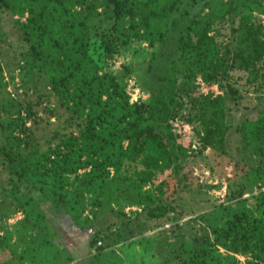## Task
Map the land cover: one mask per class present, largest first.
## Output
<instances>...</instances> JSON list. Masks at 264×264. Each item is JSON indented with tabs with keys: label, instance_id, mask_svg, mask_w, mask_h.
<instances>
[{
	"label": "trees",
	"instance_id": "1",
	"mask_svg": "<svg viewBox=\"0 0 264 264\" xmlns=\"http://www.w3.org/2000/svg\"><path fill=\"white\" fill-rule=\"evenodd\" d=\"M4 12L14 16L19 33V74L32 83L24 101L28 113L51 100L47 112L66 115L58 119L54 145L32 156L19 152L23 137L13 131L15 123L10 128L0 122V161L10 173L6 186L24 217L54 237L42 241L48 257L59 253L55 243L67 248L54 220L68 213L70 227L81 225L86 195L96 207L91 216L117 214L122 209L114 205L121 204L137 206L149 218L167 216L171 188L187 187L186 162L195 142L230 156L247 180L264 183L263 105L256 106L255 118L240 120V144L232 153L228 100L237 102V91L204 94L197 82L229 79L241 69L256 84L255 92H264V25L252 20L256 12L264 14V0H0V21ZM224 27L229 33L222 42ZM133 42L145 43V50L134 49L137 60L126 63L123 53ZM166 44L171 49L164 57ZM44 77L48 92L39 89ZM138 88L146 98L132 101ZM185 101L188 113H182ZM229 222L216 241L174 243L175 253L176 247L185 253L139 264H219L221 237L250 252L255 258L249 264H262L264 207L260 215L234 213ZM104 224L89 236L91 257L99 262L92 264L113 263L104 259L101 238L114 222Z\"/></svg>",
	"mask_w": 264,
	"mask_h": 264
},
{
	"label": "rangeland",
	"instance_id": "2",
	"mask_svg": "<svg viewBox=\"0 0 264 264\" xmlns=\"http://www.w3.org/2000/svg\"><path fill=\"white\" fill-rule=\"evenodd\" d=\"M252 20L264 25V14L256 12ZM228 33L229 27L222 28L221 34L218 35L219 39L222 42L226 41ZM19 43L14 16L4 12L0 21V122H8L10 128L15 123L16 129L13 131L23 137L18 147L19 152L25 156H32L37 150L41 151L54 145V135L61 131L58 127L60 123L58 119L66 115H52L47 112L44 107L46 103L51 104V100L45 101L43 106H36L35 113L34 111L31 115L28 113L24 101L29 98L27 96L32 91V83L22 80L19 74L18 51L19 48L21 49ZM145 46V43L133 42L131 46H127L126 51L124 50L123 60L126 63L135 62L137 59L134 57V49L139 50L140 47V52H143ZM170 49L169 44H166L164 57L169 54ZM232 74L229 79L219 76L210 84H206L201 77H198L197 82L204 94L224 95L225 91L231 94L230 88L237 91L238 101L228 100V104L232 107V118L227 137L233 153L240 144L237 125L242 118H255L263 110L264 104L256 94L262 96L264 102V92H255L256 84H252L241 69L232 71ZM129 81L135 84V76L130 75ZM140 84L142 81L138 85ZM49 88L44 77L39 89L41 92H48ZM140 95L146 98V94L138 88L131 100H137ZM11 99L14 102H7ZM10 103L11 108L6 110L7 108L3 106H8ZM256 106H262L259 108L260 111L256 110ZM189 107L190 104L185 101L182 113H188ZM60 111L62 112V109ZM65 124L63 122L60 125ZM24 128L30 132L28 136L22 132ZM186 128L190 130L191 126L187 125ZM64 129L70 130L66 127ZM191 149L193 153L186 162L185 168V174L188 176L185 179L187 187L177 188L174 191L171 188L167 201L174 208H170L167 216L159 219L149 218L139 207H125L123 204L114 205L115 210L122 209L117 214L108 210L105 215L99 212L97 217L91 216V209L96 207L90 203V198L88 200L89 195H86V208L82 216L87 218L80 220L81 225L70 227L68 213L54 220L56 228L63 237L61 242L67 247L65 250L68 249V252L75 255H83L85 260L80 264H92L93 260L98 262L97 257L94 259L91 257L89 236L104 223L105 228L114 222L106 228L101 238V245L105 247L103 253L107 255L104 259L108 258L113 262L110 261L112 264H139L140 261L147 259L164 262L166 259H172L174 255L178 257L185 253L180 247H176L178 254L175 253L174 243L179 244L184 241L193 244L204 237L216 241V234L230 223L229 220L234 213L260 215L264 207L263 182L256 184L252 182L253 179L247 180L242 176L243 171L234 166L233 159L216 149L200 148L196 142ZM247 161L256 164L253 158ZM9 174L8 168L0 161V264H71L69 261L72 259L69 258L68 252L66 253L56 243L53 244L59 252L56 256L51 258L45 253V245L42 241L46 239L54 241V237L35 225L32 220L24 217L18 201L13 200L6 186ZM146 245H150L152 251L144 250ZM218 248L221 252V256H218L219 264H249L255 258L250 252L246 253L241 246L235 247L233 241L225 237H221ZM75 264H79V261Z\"/></svg>",
	"mask_w": 264,
	"mask_h": 264
},
{
	"label": "crops",
	"instance_id": "3",
	"mask_svg": "<svg viewBox=\"0 0 264 264\" xmlns=\"http://www.w3.org/2000/svg\"><path fill=\"white\" fill-rule=\"evenodd\" d=\"M74 254H75V253H74ZM92 254H95V250H94V249L92 250ZM76 256H77V258H74L73 260H70L69 263H71V264H75V263H77L79 260L85 258V257H83V255L80 256V255H77V254H76Z\"/></svg>",
	"mask_w": 264,
	"mask_h": 264
},
{
	"label": "built area",
	"instance_id": "4",
	"mask_svg": "<svg viewBox=\"0 0 264 264\" xmlns=\"http://www.w3.org/2000/svg\"><path fill=\"white\" fill-rule=\"evenodd\" d=\"M99 243H101V241Z\"/></svg>",
	"mask_w": 264,
	"mask_h": 264
}]
</instances>
